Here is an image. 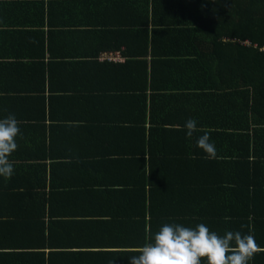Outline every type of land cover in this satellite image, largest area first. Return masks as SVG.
I'll return each instance as SVG.
<instances>
[{
  "label": "trees",
  "instance_id": "trees-1",
  "mask_svg": "<svg viewBox=\"0 0 264 264\" xmlns=\"http://www.w3.org/2000/svg\"><path fill=\"white\" fill-rule=\"evenodd\" d=\"M144 14L145 23L141 22V27L131 26L144 28L140 32L143 31L145 36H141L140 32L137 36L147 43L146 54H152L150 62H142L145 66V86L136 91L143 93L139 98L135 96L143 104V116L141 113L131 122L136 127L124 125L125 121L115 122L119 123L115 126L141 131L145 147L131 157L119 153L114 159L110 157L107 164L104 161L102 165L106 175L99 182L90 183L88 177H82L77 182L71 176L66 179V189L62 192L72 201L77 200V209L68 207L67 212L60 213V216L53 208L57 179H50L52 186L48 188L47 164L42 161L38 165L16 166V170L19 172L20 169L23 175L19 183L15 185V180L6 182L0 189V264H48V261L49 264H88L97 256L129 262L130 256L138 254L134 250L149 242L146 237L150 232L154 234L164 224L173 223L187 227L204 223L210 231L220 235L229 230L247 234L251 228L257 244L264 248V241L261 243L262 240L253 231L257 219H264L263 211L258 212L259 204L264 202V181L258 183L255 180L249 160L250 156L264 158L259 149V144H264V0H158V7L154 0L152 12ZM245 42L249 46L242 45ZM99 52L100 49H96L92 58H98ZM133 55L138 53L121 52L126 59L134 58ZM90 63L95 65L97 84L105 83L107 87L100 90H122L118 88L120 83L117 80L106 81L114 76L115 69L129 68V65L114 67L106 62ZM40 65L30 64L28 71L34 74ZM68 65L71 71L73 68L75 71L84 69L81 63ZM9 70L7 68L5 72ZM88 70L85 74L90 75ZM37 72L34 75H38ZM17 75L24 74L18 70ZM210 76L214 79L210 80ZM222 76H229V79L222 82L218 79ZM234 78L237 80L233 81ZM84 81L86 88L82 90L89 88L88 76ZM224 88L241 94L238 102L228 110L230 112L237 107V116L246 130L242 135L244 145L240 148L241 152L238 150L235 153L238 159L210 163L208 175H200L201 172L193 177L167 174L166 162L162 159L170 156L167 152L158 151V102L162 98L179 97L168 105L177 110L184 105L186 96H192L193 102L201 101L211 90ZM127 89L132 91L135 88ZM72 90L65 88L64 92ZM74 90L77 92V89ZM41 100L38 98V103H42ZM64 101H73V97H66ZM45 102L42 104L46 105ZM199 106L196 104L194 114L201 123L206 109ZM165 110L168 111L167 108ZM253 114L258 117L252 118ZM250 124L255 136L253 151L249 144ZM226 136L232 134L226 133ZM219 138L223 139L218 133L213 139L216 142ZM227 142L234 145L230 139ZM14 157L26 158L22 154L17 156V152ZM36 158L32 156V159ZM238 165L241 168L235 172ZM25 167L38 171L33 175L27 174L23 172ZM76 167L74 162L63 163L65 175L73 173ZM228 169V176L231 174V177L223 176V171ZM54 170L51 168L50 171L54 173ZM195 186L201 188L196 189ZM191 193L195 195L190 202L187 196L191 197ZM211 196H215L216 200ZM218 196H224V202L217 200ZM58 225H67L65 229L70 241L74 233L72 230L83 232L89 229L93 230L91 234L98 233L99 238L109 241L98 243L97 247H90L93 243L89 238L83 246L68 242L57 245L53 238L57 227H60ZM242 225L245 227L242 228ZM15 234L28 238L18 241L14 239ZM122 234L131 236L130 241L112 244V237L119 240ZM133 235L138 241L133 242ZM257 255L263 253L256 254L250 264H255L253 261L257 260ZM202 264H207L206 260Z\"/></svg>",
  "mask_w": 264,
  "mask_h": 264
},
{
  "label": "crops",
  "instance_id": "crops-1",
  "mask_svg": "<svg viewBox=\"0 0 264 264\" xmlns=\"http://www.w3.org/2000/svg\"><path fill=\"white\" fill-rule=\"evenodd\" d=\"M153 1L0 0V119L14 114L20 122L22 138H17L18 149L15 152L17 156L22 154L26 157L25 160L15 159V152L14 155L12 154L10 160L14 162V175L9 180L0 177V189L6 182L15 180V185L19 183L23 175L20 169L19 172L16 170V166L29 165V163L38 165L44 161L48 170V188L52 186L50 179H57L55 187L57 193L53 197V208L58 211L57 216H60V213L67 212L68 207L77 209V200L72 201L62 192L66 189V179L68 180L71 176L77 182L82 177H88L90 183L95 180L99 182L106 175V169L102 165L104 161L107 164L110 157L114 159L119 153H125L131 157L136 152L140 153L141 148L145 147L143 145L145 142L141 141L143 135L141 131L136 128H117L115 125L119 123L115 122L125 121L124 125L136 127V124L131 122L140 117L141 113L143 116L141 109L143 104L137 100L143 92L136 90L145 86V66L142 62L143 60L150 62L152 54L151 52L146 54L147 43L137 36L144 28H131V26L141 27V22L145 23L144 13L152 12ZM155 1L158 7V0ZM148 29L150 31L151 24ZM140 34L145 36L143 31ZM96 49H100V52L98 58L94 59L92 55L95 54ZM121 52L127 54L133 52L138 55L126 59L121 56ZM90 62H97V64L106 62L114 67L129 65V68L115 69L114 76L106 81L107 83L117 80L118 84L120 83L118 88L122 90H100L107 87L105 83L97 84L96 68L95 65H90ZM68 63H81L84 69L75 71L73 68L71 71ZM30 64L33 66L41 64L37 69L38 72L36 71L38 75H34L36 72L33 74L28 71ZM7 68L10 70L5 72ZM87 69L90 75L85 74ZM18 70L24 75L18 76ZM86 76L90 82L89 88L82 90L86 88L84 86L87 81H84ZM71 78L73 80H70ZM210 78V80L214 79L213 76ZM218 79L225 82L229 76ZM236 80L234 78L233 81ZM65 88L68 90L73 88V90L65 93ZM225 88L211 90L201 101L194 100V102L190 92H187L191 97L186 96L183 100L184 105L177 110L171 109L168 105L179 97L158 100V131L156 132L158 151L167 152L170 156L166 160L162 159L166 162L164 164L167 174L193 177L195 173L201 172L200 175H208L209 169L211 170L210 163L233 162L238 159L235 153L244 145L242 135L246 133L244 132L246 130L240 117L237 116V107L230 112L228 110L231 105L238 102L241 94L237 90ZM74 89H77V92H74ZM87 90L90 91L87 92ZM66 97H73V101L65 102ZM38 98L42 99V103L45 100L46 105L38 103ZM196 104L200 105L198 108L206 109L205 119L201 123L195 118ZM166 108L168 111L165 110ZM249 117L251 118L250 113ZM254 117L258 116L253 114L252 118ZM190 118L197 121V127L201 131L188 138L184 125ZM204 132H207L210 140L215 143L217 159H208L203 150L197 147V138ZM218 133L222 134L223 139L219 138L215 142L213 138ZM226 133L232 136H226ZM248 134L250 150L253 151L255 136H253L252 124ZM228 139L234 141V145L229 144ZM259 145L260 151L264 153V144ZM39 148L42 149L38 150ZM32 156L37 158L32 159ZM249 160L252 162L251 173L255 180L258 183L264 181V158L250 156ZM70 162L77 163V167L73 173L65 175L63 163ZM25 168L23 172L27 174L33 175V172L38 171V169ZM51 168H55L54 173L50 171ZM235 168L236 172L241 167L238 165ZM229 173L228 169L222 174L227 177ZM228 177H231V174ZM195 187L201 188V186ZM194 195L191 193V197L187 196L190 202ZM211 197L216 200L215 196ZM218 197L219 201L225 198ZM258 209V212L264 213V202L259 204ZM58 226L60 227H57L53 238L57 245L68 242L83 246L89 238L93 243L90 247H97L98 243L109 241L104 237L99 238L98 233L91 234L92 229L83 232L72 230L74 233L71 234L72 241H70L65 229L67 225ZM253 231L262 243L264 219H257L256 228ZM27 238L16 234L14 237L18 241L27 240ZM130 239L131 236L122 234L119 240L112 237L111 242L113 244L119 241L121 244H126ZM132 239L133 242L138 241L134 235ZM86 258L88 259V256ZM103 259L97 256L94 261L87 263L130 264L128 260L121 262L118 258ZM253 262L264 264V253L257 255V260Z\"/></svg>",
  "mask_w": 264,
  "mask_h": 264
},
{
  "label": "clouds",
  "instance_id": "clouds-1",
  "mask_svg": "<svg viewBox=\"0 0 264 264\" xmlns=\"http://www.w3.org/2000/svg\"><path fill=\"white\" fill-rule=\"evenodd\" d=\"M19 125L14 114L0 119V177L5 180L15 172L10 157L18 149L17 138H22ZM184 128L188 138L201 131L191 118ZM196 144L208 159L218 158L207 132L197 138ZM146 239L149 242L134 250L138 254L130 256V264H202L204 260L207 264H250L256 254L264 253L251 228L247 234L229 230L220 235L204 223L195 227L173 223L164 224L154 234L150 232Z\"/></svg>",
  "mask_w": 264,
  "mask_h": 264
},
{
  "label": "built area",
  "instance_id": "built-area-1",
  "mask_svg": "<svg viewBox=\"0 0 264 264\" xmlns=\"http://www.w3.org/2000/svg\"><path fill=\"white\" fill-rule=\"evenodd\" d=\"M242 45L249 46V44L247 42L242 43ZM262 50L264 51V48Z\"/></svg>",
  "mask_w": 264,
  "mask_h": 264
}]
</instances>
